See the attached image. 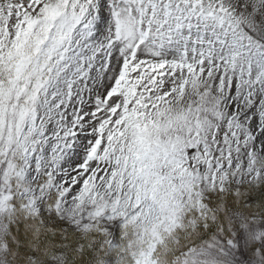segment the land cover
I'll return each instance as SVG.
<instances>
[{
    "label": "snow or ice",
    "instance_id": "1",
    "mask_svg": "<svg viewBox=\"0 0 264 264\" xmlns=\"http://www.w3.org/2000/svg\"><path fill=\"white\" fill-rule=\"evenodd\" d=\"M0 264H264V0H0Z\"/></svg>",
    "mask_w": 264,
    "mask_h": 264
}]
</instances>
